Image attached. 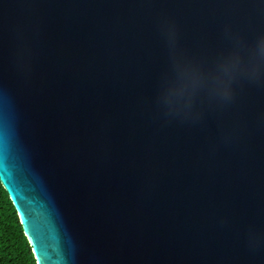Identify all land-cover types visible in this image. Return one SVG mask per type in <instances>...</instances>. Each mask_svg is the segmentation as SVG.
<instances>
[{
  "label": "water",
  "instance_id": "water-1",
  "mask_svg": "<svg viewBox=\"0 0 264 264\" xmlns=\"http://www.w3.org/2000/svg\"><path fill=\"white\" fill-rule=\"evenodd\" d=\"M264 0H0V180L38 264H264V79L191 111Z\"/></svg>",
  "mask_w": 264,
  "mask_h": 264
},
{
  "label": "clouds",
  "instance_id": "clouds-1",
  "mask_svg": "<svg viewBox=\"0 0 264 264\" xmlns=\"http://www.w3.org/2000/svg\"><path fill=\"white\" fill-rule=\"evenodd\" d=\"M174 58L176 73L163 89V100L174 111H191L202 92L223 99L232 94L241 76L264 79V33L225 49L211 67L194 63L179 51Z\"/></svg>",
  "mask_w": 264,
  "mask_h": 264
},
{
  "label": "trees",
  "instance_id": "trees-1",
  "mask_svg": "<svg viewBox=\"0 0 264 264\" xmlns=\"http://www.w3.org/2000/svg\"><path fill=\"white\" fill-rule=\"evenodd\" d=\"M0 264H38L18 212L1 180Z\"/></svg>",
  "mask_w": 264,
  "mask_h": 264
}]
</instances>
